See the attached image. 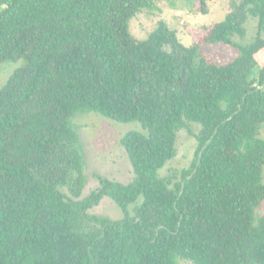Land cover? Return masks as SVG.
Returning <instances> with one entry per match:
<instances>
[{"label": "trees", "instance_id": "trees-1", "mask_svg": "<svg viewBox=\"0 0 264 264\" xmlns=\"http://www.w3.org/2000/svg\"><path fill=\"white\" fill-rule=\"evenodd\" d=\"M158 1L177 0H0V63L22 60L0 87V264H264V0H229L188 47L162 19L130 32ZM250 16L258 36L235 43ZM217 42L238 55L206 59ZM86 111L143 132L120 139L132 179L97 176L80 197L71 119ZM186 121L200 125L192 164L161 176ZM103 196L121 218L89 212Z\"/></svg>", "mask_w": 264, "mask_h": 264}, {"label": "rangeland", "instance_id": "rangeland-1", "mask_svg": "<svg viewBox=\"0 0 264 264\" xmlns=\"http://www.w3.org/2000/svg\"><path fill=\"white\" fill-rule=\"evenodd\" d=\"M201 1H204L206 12H203ZM229 0H177L174 2L158 1L157 9L138 12L129 23L130 32L137 39H145L155 27L157 20H164L170 29L176 31L181 43L185 46L192 44L191 33L203 26L218 23L224 20ZM257 18L250 16L244 24L245 34L240 37L234 35L232 40L240 45H246L258 36ZM195 32V31H194ZM264 36V32L260 33ZM201 54L208 60L216 63H226L238 55L235 46L224 43L203 45ZM22 64V60L4 61L0 63V87L6 82L10 74ZM72 126L76 129L82 145L84 160V186L81 196L88 195L99 185L97 176L106 177L121 183L129 182L133 177V170L126 151L120 139L130 130L142 131L137 121L117 122L94 111L78 112L72 119ZM187 126L177 131L176 155L160 169L161 176H173L179 180L182 170L188 168L193 161L197 147L196 138L188 129L197 133L200 125L187 122ZM263 136V132L259 134ZM264 182V170H263ZM67 192L66 188H61ZM141 200V198H139ZM132 205L129 207L130 212ZM90 213L119 219L123 212L121 208L108 196H103ZM264 215V199L255 208L254 216ZM180 264H193L187 259H179Z\"/></svg>", "mask_w": 264, "mask_h": 264}]
</instances>
